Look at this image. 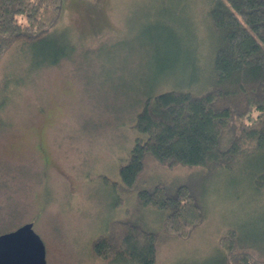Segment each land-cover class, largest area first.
Wrapping results in <instances>:
<instances>
[{
	"label": "rangeland",
	"instance_id": "rangeland-1",
	"mask_svg": "<svg viewBox=\"0 0 264 264\" xmlns=\"http://www.w3.org/2000/svg\"><path fill=\"white\" fill-rule=\"evenodd\" d=\"M62 1L43 40L2 64L0 235L33 223L47 264H127L100 258L93 244L112 221L129 220L157 232L156 264L218 263L227 228H264V193L244 169L169 168L148 155L134 187L120 178L147 97L210 73L206 0ZM157 185H188L201 203L205 219L189 237L167 235L163 214L139 203Z\"/></svg>",
	"mask_w": 264,
	"mask_h": 264
},
{
	"label": "trees",
	"instance_id": "trees-1",
	"mask_svg": "<svg viewBox=\"0 0 264 264\" xmlns=\"http://www.w3.org/2000/svg\"><path fill=\"white\" fill-rule=\"evenodd\" d=\"M206 2L214 41L210 73L195 77L186 89L147 97L136 115L130 158L120 168L125 188L134 187L149 155L169 168L244 169L241 177L250 176V184L264 193V0ZM62 4L0 0V74L12 49L43 40L58 22ZM22 16L25 24L19 21ZM2 82L0 78V106L8 89ZM250 158L255 163L244 167ZM138 201L163 214V230L170 236L189 237L205 219L188 185L173 193L163 185L142 189ZM157 238L156 231L136 222L115 220L94 241L93 251L114 262L156 264ZM217 250L221 258L216 264H264V228L229 227Z\"/></svg>",
	"mask_w": 264,
	"mask_h": 264
},
{
	"label": "water",
	"instance_id": "water-1",
	"mask_svg": "<svg viewBox=\"0 0 264 264\" xmlns=\"http://www.w3.org/2000/svg\"><path fill=\"white\" fill-rule=\"evenodd\" d=\"M0 264H47L45 244L33 223L0 235Z\"/></svg>",
	"mask_w": 264,
	"mask_h": 264
}]
</instances>
